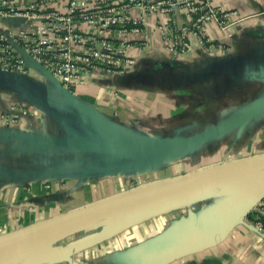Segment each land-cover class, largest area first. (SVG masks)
<instances>
[{
    "label": "crops",
    "instance_id": "1",
    "mask_svg": "<svg viewBox=\"0 0 264 264\" xmlns=\"http://www.w3.org/2000/svg\"><path fill=\"white\" fill-rule=\"evenodd\" d=\"M209 2L240 20L229 40L209 28L222 51L204 53L189 36V50L167 53L152 29L156 20L148 25L147 41L134 42V66L121 76L78 84L74 102L37 67L26 77H8L47 106L23 99L0 76V112L15 108L20 118L15 127H0V172L11 174H0V242L69 212L264 154V0ZM243 115L249 118L241 125L193 150L150 162L139 153L94 150L86 138L104 137L109 129L143 140L188 138ZM254 178L248 172L197 181L0 243V264H264V236L247 217L219 238Z\"/></svg>",
    "mask_w": 264,
    "mask_h": 264
},
{
    "label": "built area",
    "instance_id": "2",
    "mask_svg": "<svg viewBox=\"0 0 264 264\" xmlns=\"http://www.w3.org/2000/svg\"><path fill=\"white\" fill-rule=\"evenodd\" d=\"M234 15L209 0H0V73L26 77L37 67L74 96L78 84L121 76L134 66V42L147 41L153 21L160 20L152 29L167 53L189 50L193 44L186 38L192 36L197 48L210 54L222 51L223 43L214 42L209 28L229 40L240 21ZM15 22L20 25L12 26ZM19 119L15 108L0 112V127H15ZM253 211L255 228L264 236L259 219L264 199Z\"/></svg>",
    "mask_w": 264,
    "mask_h": 264
},
{
    "label": "water",
    "instance_id": "3",
    "mask_svg": "<svg viewBox=\"0 0 264 264\" xmlns=\"http://www.w3.org/2000/svg\"><path fill=\"white\" fill-rule=\"evenodd\" d=\"M0 76L5 81L9 80L8 85L10 86V88L14 92L19 94L23 99L28 100L29 102H31V104L47 106L41 99L33 95L18 80L13 78L10 79L7 74L3 73H0ZM53 81L56 83L62 94L68 100L74 102V96L67 92L64 88H62L58 82H56L55 80ZM248 118V115L239 116L208 132L188 138H164L155 141L143 140L126 136L115 129H109L106 135L101 138L90 135H86V138L93 143V145H90V147H92L94 150L107 149L116 152L139 153L145 155L146 162H150L160 156L181 155L187 151L193 150L206 140L220 136L241 125L243 121ZM5 135L26 141H40V138L13 131L5 132ZM58 141L70 147L72 146V144L66 140L59 139ZM248 172H250L251 175L264 174V154H259L256 156L238 160L225 166L200 170L194 173L187 174L185 176L171 179L164 183L153 184L146 188L60 215L41 224L29 227L14 235L10 239L3 240L0 243L3 244L11 240H18L33 235H38L40 233L47 232L70 223L85 220L92 216L108 213L112 210L119 209L136 202H140L153 196L173 192L197 181L229 179L230 177L238 176L239 174ZM0 174L5 176L11 175L3 172H0ZM263 199L264 182L256 190L245 196V199L242 200L238 210L227 221L225 228L221 232L219 238L226 236L236 225L242 223ZM163 263L164 262H161L160 264Z\"/></svg>",
    "mask_w": 264,
    "mask_h": 264
},
{
    "label": "trees",
    "instance_id": "4",
    "mask_svg": "<svg viewBox=\"0 0 264 264\" xmlns=\"http://www.w3.org/2000/svg\"><path fill=\"white\" fill-rule=\"evenodd\" d=\"M263 178V175L261 174V175H255V178H254V180L252 181V183L254 184H252L253 186H252V188L251 189H247V194L246 195H248V194H250L252 191H254V190H256L263 182H264V179H262ZM256 214L254 213V211L253 212H251L248 216H247V220H249V221H255V220H257L256 219ZM255 217V218H254ZM259 219L261 220V221H263L262 219L263 218H261V217H259ZM258 219V220H259Z\"/></svg>",
    "mask_w": 264,
    "mask_h": 264
},
{
    "label": "rangeland",
    "instance_id": "5",
    "mask_svg": "<svg viewBox=\"0 0 264 264\" xmlns=\"http://www.w3.org/2000/svg\"><path fill=\"white\" fill-rule=\"evenodd\" d=\"M262 179H264V177Z\"/></svg>",
    "mask_w": 264,
    "mask_h": 264
}]
</instances>
